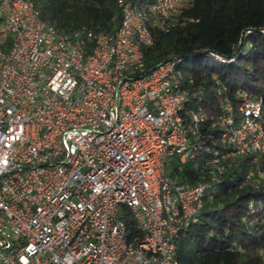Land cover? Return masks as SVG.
<instances>
[{
    "label": "built area",
    "instance_id": "2783aa9c",
    "mask_svg": "<svg viewBox=\"0 0 264 264\" xmlns=\"http://www.w3.org/2000/svg\"><path fill=\"white\" fill-rule=\"evenodd\" d=\"M184 1L116 0L120 22L103 33L62 32L31 0H0L11 39L0 48V264H179L175 239L227 159L264 153L260 96L238 87L234 104L212 86L218 131L205 145L181 58L145 67L153 28ZM172 156L206 180L175 182Z\"/></svg>",
    "mask_w": 264,
    "mask_h": 264
},
{
    "label": "trees",
    "instance_id": "16d2710c",
    "mask_svg": "<svg viewBox=\"0 0 264 264\" xmlns=\"http://www.w3.org/2000/svg\"><path fill=\"white\" fill-rule=\"evenodd\" d=\"M31 1L40 18L62 32L91 29L112 33L120 22L116 0ZM168 24L166 30L153 28V43L142 47L145 67L181 58L178 66L183 69L185 84L192 98L200 95L198 104L205 114L200 125L202 138L205 145L213 146L218 129L211 123L218 114L219 100L212 86L224 84L234 104L238 87L260 96L264 103V0H186ZM3 40L7 49L11 39ZM204 152L200 148L197 156ZM168 169L170 177L177 174L175 182L207 178L191 160L180 170L172 161ZM257 169L264 170V153L227 159L226 170L209 184L200 200L197 221L175 239L179 264H264V177L256 174ZM125 221L128 238L138 235L133 219L126 217Z\"/></svg>",
    "mask_w": 264,
    "mask_h": 264
},
{
    "label": "rangeland",
    "instance_id": "374dc122",
    "mask_svg": "<svg viewBox=\"0 0 264 264\" xmlns=\"http://www.w3.org/2000/svg\"><path fill=\"white\" fill-rule=\"evenodd\" d=\"M6 46H7V43L3 40V36L0 34V48L5 49ZM202 58H203V59H207V60H209L210 62H215V59H214L213 57L209 56V55H203ZM189 63H190L189 60H187V61L185 62L186 65H188ZM169 159H170L171 161L175 162V161H176V156L169 157ZM169 165H170V164H169Z\"/></svg>",
    "mask_w": 264,
    "mask_h": 264
}]
</instances>
